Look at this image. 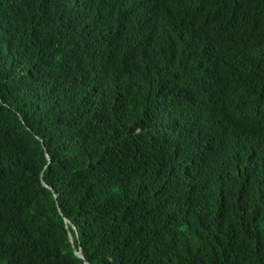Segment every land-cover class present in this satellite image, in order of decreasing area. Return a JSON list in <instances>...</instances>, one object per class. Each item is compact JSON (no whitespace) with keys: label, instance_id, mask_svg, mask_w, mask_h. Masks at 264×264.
Segmentation results:
<instances>
[{"label":"trees","instance_id":"16d2710c","mask_svg":"<svg viewBox=\"0 0 264 264\" xmlns=\"http://www.w3.org/2000/svg\"><path fill=\"white\" fill-rule=\"evenodd\" d=\"M160 1L0 0V264H264V177L247 149L226 168L210 131L226 122L264 158V0H201L172 40L123 31ZM246 4L216 24L245 52L239 104L218 86L177 106L192 48Z\"/></svg>","mask_w":264,"mask_h":264},{"label":"clouds","instance_id":"9594fccd","mask_svg":"<svg viewBox=\"0 0 264 264\" xmlns=\"http://www.w3.org/2000/svg\"><path fill=\"white\" fill-rule=\"evenodd\" d=\"M200 4L201 0H186L184 5H179L171 0H161L143 15L131 18L124 26L123 31L134 40L144 39L154 42L175 39L182 33L197 27L198 21L192 16ZM253 14L255 13L247 4L237 11L227 13L218 19L209 37L192 48L188 57L189 76L177 89L170 92L178 97L177 106L187 107L189 103L201 101L211 89L218 86L226 89L225 109L239 104L241 90L238 86L233 87L231 80L245 65V52L237 57L241 50L239 35L235 32L220 35L216 24L239 23L250 18ZM108 44L109 40L104 39L96 42L95 46L101 52ZM218 65H222L221 76L217 80L210 81L206 75V68ZM191 82L193 84H190ZM263 98L264 90H260L251 100L252 109L258 113L263 112ZM251 129L264 137V133H262L264 125L261 123H255ZM210 131L215 134L216 139L223 141L218 144L216 152L220 156L228 157L230 163L225 165L226 168L230 166V170H235L234 161L243 149H247L253 160V179L264 177V158L254 157L242 137L235 132L230 124L219 121L210 125ZM203 140L201 139V141ZM67 222L75 225L71 220H67ZM76 232L78 233V230Z\"/></svg>","mask_w":264,"mask_h":264},{"label":"water","instance_id":"95a60500","mask_svg":"<svg viewBox=\"0 0 264 264\" xmlns=\"http://www.w3.org/2000/svg\"><path fill=\"white\" fill-rule=\"evenodd\" d=\"M43 184H45V183L43 182ZM45 185H47V184H45ZM67 220L70 221L69 219H67ZM74 228H75L76 230H78V227H77L76 225H74ZM76 253H77V255H78L79 257L84 258L82 248H80L79 250H76ZM86 263H87V264H90V263L87 262V261H86Z\"/></svg>","mask_w":264,"mask_h":264},{"label":"bare ground","instance_id":"6f19581e","mask_svg":"<svg viewBox=\"0 0 264 264\" xmlns=\"http://www.w3.org/2000/svg\"><path fill=\"white\" fill-rule=\"evenodd\" d=\"M114 6V5H113ZM58 41V40H57ZM260 54H261V52H260ZM109 81V80H108ZM96 82V81H95ZM105 83V82H104ZM172 121V120H171ZM208 147V146H207ZM223 162H225V161H223ZM237 162V161H236ZM228 163V162H227ZM248 169V168H247ZM51 187V186H50ZM77 254V253H76Z\"/></svg>","mask_w":264,"mask_h":264}]
</instances>
